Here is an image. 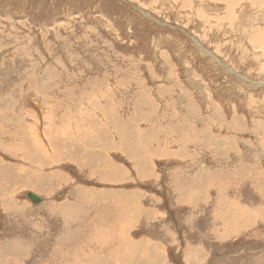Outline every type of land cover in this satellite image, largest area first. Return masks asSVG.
Segmentation results:
<instances>
[{"label":"rangeland","instance_id":"1","mask_svg":"<svg viewBox=\"0 0 264 264\" xmlns=\"http://www.w3.org/2000/svg\"><path fill=\"white\" fill-rule=\"evenodd\" d=\"M254 34L264 39V0H0V167H6L0 169V202H17L25 214L14 225L17 211L0 209V242L14 232L29 239L25 220L44 222L52 197L72 213L70 198L79 185L101 192L123 188V179L127 186L132 180L134 197L144 189L165 199L159 206L165 227L153 218L158 224L138 234L160 237L165 247L176 238L182 246L204 239V228L189 234L188 214L173 205L170 167L126 164L122 152L133 147L119 131L109 132L116 125L119 130V120H109L132 114L136 101L153 100L175 115L185 86L208 105L185 141L213 148L211 162L230 174L234 153L239 162L258 166L259 177H246L258 180L264 199V44ZM205 124L218 133L213 147ZM149 173L161 180L141 186ZM119 197L128 201V195ZM52 226V239L67 230L61 222ZM71 227L67 231L76 230ZM256 230L228 243L206 242L204 264H264V225ZM44 242L47 257L55 253ZM172 250L174 261L184 264L183 251ZM199 253L202 262L205 251Z\"/></svg>","mask_w":264,"mask_h":264},{"label":"crops","instance_id":"2","mask_svg":"<svg viewBox=\"0 0 264 264\" xmlns=\"http://www.w3.org/2000/svg\"><path fill=\"white\" fill-rule=\"evenodd\" d=\"M253 39L258 45L264 44V39H258L255 34ZM179 84L184 85L182 82ZM182 90L187 92L186 98L182 101L179 99L175 115L162 110L160 104L153 100L136 101L132 114L109 120L110 123L119 120V130L116 125L109 132L117 134L119 131L130 144L125 146L133 147L128 150L125 148L122 152L126 164L136 165V161H143L170 167L165 170L169 171L168 187L173 205L175 208H182V214H188L185 218L188 219L186 224L189 234L204 228V239L185 240L187 245L182 246L176 238V245L165 247L160 237L144 233L146 231L138 234L142 227L158 224L151 221L153 218H159L162 221L159 225L165 227V213L159 207L165 199L155 191L144 189L141 190V196L134 197L132 180L126 179L130 183L127 186L123 179L122 189H104L101 192L85 184L79 185L74 197L70 198L72 207L76 209L72 213L66 211L68 208L64 203L56 205L58 199L52 197L54 205L48 210L44 222L34 223L30 218L25 220L28 224L26 232L33 233L29 239L14 232L9 236V242H0V251L5 254L0 255L3 256L0 264H9L10 260L12 264L16 260V264H31L32 261L47 264V258L51 264L57 260L56 264H177L170 253L175 247L176 253L183 251L180 255L184 264H204L206 252L210 249V246H203L206 242L228 243L231 239L238 240L248 234H258L256 229L259 225H264V199L260 196L258 180L248 179L246 176L259 177L260 168H251L250 165L239 162L234 153L229 169L235 173L230 174L224 168L225 165L211 162L214 159L213 148L205 145V149L201 150L195 147V140L185 141L196 129L194 124H198L197 120L208 105L200 103L196 91L191 88L185 86ZM172 101L176 103V99ZM205 125L212 146V139L218 133H214L212 124ZM120 145L119 143V147ZM5 168V165L0 167L1 170ZM165 170L162 172L164 175ZM152 173L142 176L141 186L157 184L161 180V174L156 176ZM129 187L131 188L128 189ZM248 191L252 197H249ZM122 195L126 198L128 195L127 202L119 197ZM152 203H156L155 208ZM0 204L2 211H17L14 225L24 221L25 214L17 202ZM111 207L115 208L112 214L107 211ZM54 222L66 224L67 230L69 225L76 226V230H61L60 233H53L56 237L52 239V228L49 227H53ZM117 230L120 231L118 237L115 236ZM45 239L51 244L49 252H55L49 253L48 257L45 254ZM201 240H204L203 243ZM71 242L81 244L72 247ZM34 244L37 248H34ZM202 251L205 253L201 262L199 252Z\"/></svg>","mask_w":264,"mask_h":264},{"label":"water","instance_id":"3","mask_svg":"<svg viewBox=\"0 0 264 264\" xmlns=\"http://www.w3.org/2000/svg\"><path fill=\"white\" fill-rule=\"evenodd\" d=\"M28 197L31 199L32 202L34 203H39L41 202V198L38 196H35L33 194H28Z\"/></svg>","mask_w":264,"mask_h":264},{"label":"bare ground","instance_id":"4","mask_svg":"<svg viewBox=\"0 0 264 264\" xmlns=\"http://www.w3.org/2000/svg\"><path fill=\"white\" fill-rule=\"evenodd\" d=\"M255 214V213H254ZM251 216V215H250ZM248 217V216H247Z\"/></svg>","mask_w":264,"mask_h":264}]
</instances>
